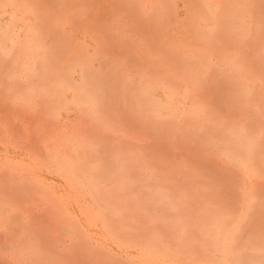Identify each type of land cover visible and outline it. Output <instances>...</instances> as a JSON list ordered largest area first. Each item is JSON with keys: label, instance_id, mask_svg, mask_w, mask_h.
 Segmentation results:
<instances>
[{"label": "bare ground", "instance_id": "6f19581e", "mask_svg": "<svg viewBox=\"0 0 264 264\" xmlns=\"http://www.w3.org/2000/svg\"><path fill=\"white\" fill-rule=\"evenodd\" d=\"M0 144L32 153L0 156V184L43 186L37 156L74 170L122 244L43 187L64 235L24 227V263L89 264L87 242L92 264H264V0H0Z\"/></svg>", "mask_w": 264, "mask_h": 264}, {"label": "rangeland", "instance_id": "374dc122", "mask_svg": "<svg viewBox=\"0 0 264 264\" xmlns=\"http://www.w3.org/2000/svg\"><path fill=\"white\" fill-rule=\"evenodd\" d=\"M72 127V126H71ZM84 128H88L89 129V127L87 126H85ZM67 132H70V128L69 127H67ZM75 132H73V133H71V135L72 134H74ZM61 150L63 149V147H61L60 148ZM17 154H22L23 156H21V159H24V160H29V159H27L26 158V156H28V155H30V154H32L29 150H27V152H21L20 151V149L19 148H17V149H14L13 147H11V146H8L5 150H3V146L0 144V156H1V158H2V161L3 162H7V163H10V164H14V162H16V161H18L19 160V156H17ZM5 156V157H4ZM40 156V155H39ZM37 163H42V165L40 166V167H38L37 168V172H38V174H40L41 175V177H42V180H41V183H43V186L41 185H39L38 183L37 184H32V181L31 182H28V181H25V183L26 184H28V185H26V187L27 186H31V187H33V192H32V189H31V191H29L30 189V186L28 187V188H26V189H22L23 191L24 190H26V192L27 193H23L22 192V190L20 189V188H18V190H21V192L19 193H17V189H16V186L15 185H9V183H1L0 184V204L2 205V206H5V207H7V209H9V206H11V208L8 210L9 211V214L11 213V212H14V214L13 215H15L14 216V220H12L11 219V217H9V216H7V218L6 217H4L3 219H0V231L1 232H3V233H1L0 234V244H1V246H2V250H3V248L5 249L6 248V250L8 249V252H5V250H3V252H0V264H26V262L24 263V260L23 259H21V258H19V257H16L15 255H14V253H15V250H17V249H23L24 247H26L27 249H32V244L30 243H28V242H26V240H25V242H23L24 241V236H26V234H28V232L29 233H31L32 231V234L34 235V231L36 232L35 234H38L37 236H38V239H40V242L42 243V242H44L43 243V245H40V247L42 246V250H44V246L45 245H47V248L48 247H50V246H53V244L51 245V239H50V237L51 236H53L54 234V236H53V239L56 237L57 238V236H59L58 235V233H59V224H61L62 223V219H61V217H62V213L60 212V210H59V212H58V210H56V208L58 209L59 207H58V204H57V207L54 205V204H52V203H50L49 202V200L50 199H52V197L54 198V196H50V198H49V195H48V199H46V197L44 196L45 195V192H46V189H47V191H48V188H49V190H51V192L53 193L54 192V194H55V198L57 197V198H60V200H64L65 202H66V207H68L70 210H71V212H73L75 215H80V217H81V220H80V222L81 223H83L85 226H89L91 229V231L93 232V234H94V237H96L98 240L100 239V240H102V241H104L105 243H103V244H105V245H107L108 247H109V249H112V250H117L116 249V247H120L122 244L121 243H119V240H117L113 235H111V234H107L106 232H105V229H104V227H103V224H101L102 223V221H101V218L99 217V215H100V213H101V210H102V208H101V206H100V204L97 202V201H95V199H94V195H92L91 194V192H90V190L86 187V186H84V185H82V184H80V183H77L76 181H75V178L73 177V175L72 174H74V170H71V172H70V170H67L66 172H65V175H63V174H61V173H59V172H57V171H55V169L52 167V164H49V163H46V162H43L42 161V159L41 160H39V157L37 156ZM2 169H0V171H1ZM17 170H19V168H17ZM20 171V170H19ZM131 171L132 172H134L135 173V170H130L129 171V176H130V174H131ZM2 172V174H3V176H7V173H8V171H5V173H4V170L3 171H1ZM131 176H133V173H132V175ZM46 177V178H45ZM67 179V180H66ZM67 183H66V182ZM5 184V185H4ZM23 184V183H22ZM39 185V187L40 188H46L45 189V191H44V188H43V192H42V190H41V193H39L40 192V190H39V188H37L36 186H38ZM19 187V186H18ZM23 187H25V186H23ZM36 190H35V189ZM135 188V187H134ZM5 189V190H4ZM12 189V190H11ZM13 189L15 190V192H13ZM77 190H79V192L77 193ZM114 190V191H113ZM124 190H126V189H124ZM124 190L123 191H119L118 189H112L111 191H110V193H109V195H110V198H111V200L114 202V203H116V206H118V207H120V208H125L126 206H127V201H129L128 200V198H129V196H130V201H131V198H132V196H131V190L129 189V190H127L128 192L126 193V191L124 192ZM137 190H138V187H137ZM6 191L9 193V196H10V199L11 200H13V202L12 201H9V196H8V193H6ZM29 191V192H28ZM34 191H35V193H34ZM37 191H38V193H37ZM114 193H113V192ZM133 191H134V189H133ZM136 191V190H135ZM30 192H32L31 194H29ZM116 192H118V193H120V195H118V193H116ZM122 192H124L123 194H122ZM140 192V193H139ZM12 193H14V194H12ZM17 193V194H16ZM113 193V194H112ZM138 193L139 194H141L142 195V189H139L138 190ZM16 194V195H15ZM25 195V197L24 196H21V195ZM47 194V193H46ZM61 194V195H60ZM115 194H116V196H115ZM1 195H3V196H1ZM18 195H20L21 196V198H19V196ZM41 195V196H40ZM4 196H5V199H3L2 200V198H4ZM16 197V199L15 198H13V197ZM45 197V204H47V205H45L44 203H43V199L40 201V199L41 198H44ZM82 196V197H81ZM128 196V197H127ZM23 198V199H22ZM25 198H27V200L25 199ZM39 199V201H37L36 199ZM54 198V200H56ZM127 198V199H126ZM16 200V202H15V200ZM19 201H18V200ZM22 199V200H21ZM36 200V201H35ZM73 200L74 201H76V202H73ZM116 200H119V202L118 201H116ZM9 201V202H8ZM51 201V200H50ZM116 201V202H115ZM38 202V203H37ZM39 202H40V205H39ZM51 202H53V199H52V201ZM56 202H58L57 200H56ZM78 202V203H77ZM44 204V205H43ZM51 204H52V206L54 207V209H53V207L51 206ZM118 204V205H117ZM49 205V206H48ZM78 205H79V207H78ZM31 206V207H30ZM46 206V207H45ZM46 208V210H44ZM12 209V210H11ZM43 209V210H42ZM51 209L53 210V211H51ZM78 209V210H77ZM20 210V211H19ZM23 210V211H22ZM59 213L58 214V216H56L57 215V213H56V211ZM136 210V209H135ZM135 210H132L133 211V213H135L136 215H139V213H137ZM38 213H37V212ZM42 211H43V213H42ZM45 211H47L46 212V214L47 215H45ZM20 212V213H19ZM53 212H55L56 214H53ZM95 212L97 213L96 215H95ZM19 213V214H18ZM126 213H130L129 211H126ZM24 214V215H23ZM34 215L35 217H34V219H33V216L31 217V215ZM39 217V219H38V217L36 216V215ZM54 216H53V215ZM17 215H20V217H21V221L19 222L18 220V222H16V219H19L20 220V218H19V216H17ZM22 215V216H21ZM40 215V216H39ZM49 215H51L52 216V218L53 219H50L49 217H51V216H49ZM92 218V219H96V221H94V222H88V217L89 216ZM17 216V218L15 219V217ZM25 216H26V218H25ZM46 218L45 220H43L44 219V217ZM61 216V217H60ZM66 217V216H65ZM94 217V218H93ZM98 217V218H97ZM32 218V219H31ZM7 219V220H6ZM26 219V220H25ZM31 219V220H30ZM36 219V220H35ZM38 219V220H37ZM85 219V220H84ZM9 220V221H8ZM10 220H12V221H10ZM48 220H50L49 222H48ZM52 220V221H51ZM54 220H56V222H57V224H56V222H54ZM25 223H24V222ZM30 221V222H29ZM34 222V223H32V222ZM8 222V223H7ZM9 222H10V226H9ZM12 222V223H11ZM38 222V223H37ZM6 223H7V225L9 226H7L6 225ZM18 223H20L19 225H18ZM22 223V224H21ZM37 223V224H36ZM30 224H31V226H30ZM34 225V226H33ZM58 225V226H57ZM6 226H7V228H6ZM17 226V228L18 229H20L19 231H21V232H15V233H13V231L15 230V227ZM28 226H30V227H28ZM61 226V225H60ZM14 228V230L12 231V230H10V228ZM33 228L32 230L30 229H28V230H26V231H28L27 233H26V231H25V228ZM37 227V228H36ZM16 228V229H17ZM23 228V229H22ZM4 229H8V232H10V234L8 235V233H7V231L6 232H4L3 230ZM40 229V230H39ZM50 229H52V230H50ZM10 230V231H9ZM23 230V231H22ZM46 230V231H45ZM31 231V232H30ZM48 232L50 233V234H48ZM56 232H57V234H56ZM5 233H7V235H6V237L7 236H9V241L7 240V238L5 239L4 237V235L3 234H5ZM26 233V234H25ZM25 234V235H24ZM46 234V235H45ZM15 235V236H14ZM17 235V236H16ZM29 235L30 234H28V236L27 237H29ZM39 235H41L40 236V238H39ZM44 235V236H43ZM47 235H48V237H47ZM51 235V236H50ZM63 233L60 231V238L61 237H63ZM11 236H13V237H11ZM22 236V237H21ZM35 236V235H34ZM2 237V238H1ZM21 237V238H20ZM44 239H43V238ZM20 238V240L22 239V241H18L17 239H19ZM33 238V237H32ZM42 238V239H41ZM59 238V239H60ZM46 239H49V240H46ZM59 239H57V240H59ZM14 242H13V241ZM55 240V239H54ZM63 240V239H62ZM116 242H115V241ZM48 241V242H47ZM50 241V242H49ZM53 241V240H52ZM56 241V240H55ZM4 242L6 243V244H4ZM19 242V243H18ZM55 243H57V242H55ZM88 246H89V244L87 243V242H85ZM61 244H62V246H63V243H59V247L61 246ZM69 241H67V245H66V252H69L70 254H71V261L73 260V258H75L76 256L78 257L79 256V258H83L85 255H83L82 256V253L83 252H81V253H79L80 252V250H77L78 248L80 249L81 248V245H80V247H77V244H70V246H69ZM50 245V246H49ZM1 246H0V250H1ZM7 246V247H6ZM72 246V248H70ZM76 246V252H74L75 250H73L74 249V247ZM83 246H84V244H83ZM88 246H84V247H82L83 249L85 248V250H87V252H86V256L84 257V261H87V263H89V264H92V260H90V259H85V258H88ZM90 246H91V244H90ZM92 246H94V245H92ZM9 247V248H8ZM44 247V248H43ZM15 250H14V249ZM45 249V250H47V251H51L50 250V248L49 249ZM65 248V247H64ZM1 250V251H2ZM124 250V248L123 249H121V251H123ZM129 251V250H128ZM123 253H125V250L123 251ZM129 253L130 254H137V252L135 251V250H133V251H129ZM73 255L75 256V257H73ZM82 256V257H81ZM76 257V258H77ZM5 258V259H4ZM95 258V257H94ZM4 259V260H3ZM26 260V259H25ZM31 260V259H30ZM55 261V260H54ZM81 261V260H80ZM81 262V263H85V262ZM11 262V263H10ZM48 261H46V263H44V264H49V262L47 263ZM58 263H60L59 262V260L57 261ZM70 262V261H69ZM73 262V261H72ZM77 262V261H76ZM96 262V260L94 261L93 260V264ZM27 264H31V263H28L27 262ZM43 264V263H42ZM51 264H52V262H51ZM53 264H56V262L54 263L53 262ZM62 264H68V262H67V260L65 259V262L63 263L62 262ZM69 264H73V263H69ZM86 264V263H85ZM103 264V263H102Z\"/></svg>", "mask_w": 264, "mask_h": 264}]
</instances>
